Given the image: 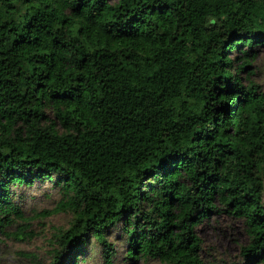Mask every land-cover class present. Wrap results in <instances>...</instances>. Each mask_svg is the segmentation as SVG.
Here are the masks:
<instances>
[{
  "label": "trees",
  "instance_id": "obj_1",
  "mask_svg": "<svg viewBox=\"0 0 264 264\" xmlns=\"http://www.w3.org/2000/svg\"><path fill=\"white\" fill-rule=\"evenodd\" d=\"M261 44L264 0H0V236L34 237L18 190L50 181L39 214L71 219L47 264H115L111 229L130 264H210L223 210L263 264Z\"/></svg>",
  "mask_w": 264,
  "mask_h": 264
},
{
  "label": "rangeland",
  "instance_id": "obj_2",
  "mask_svg": "<svg viewBox=\"0 0 264 264\" xmlns=\"http://www.w3.org/2000/svg\"><path fill=\"white\" fill-rule=\"evenodd\" d=\"M229 52L234 58L239 55L238 50ZM255 54L256 58L252 65L241 71L240 75L245 84L255 83L258 89L264 90V44L255 48ZM250 70L252 73L249 74ZM18 191L24 197L25 215L34 237L17 239L0 236V264H47L51 258L48 250L52 248L53 233L69 225L71 213L61 211L45 216L39 214L42 209L55 206L61 197L58 188L50 181L37 182L31 187ZM197 231L202 238L203 258L206 263L244 264L242 247L249 242V237L240 218L223 210L201 222L197 226ZM117 234L118 231L114 229L108 233V239L114 242V247L118 250L115 264H130L122 258L123 247L116 238ZM87 249L90 257L84 264H102L101 249L94 251V246L90 247V245ZM133 264L163 263L158 260L138 258Z\"/></svg>",
  "mask_w": 264,
  "mask_h": 264
}]
</instances>
